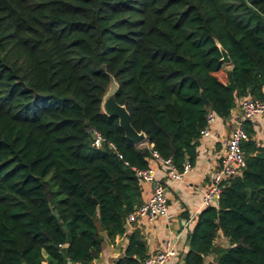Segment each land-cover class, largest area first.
Returning a JSON list of instances; mask_svg holds the SVG:
<instances>
[{"label": "trees", "instance_id": "16d2710c", "mask_svg": "<svg viewBox=\"0 0 264 264\" xmlns=\"http://www.w3.org/2000/svg\"><path fill=\"white\" fill-rule=\"evenodd\" d=\"M113 81L146 142L192 162L210 110L264 99V0H0V264L88 262L102 227L125 233L144 202L132 166H150L151 149L103 111ZM92 127L117 151L93 145ZM244 148L185 264H264V147ZM219 230L229 246L213 252ZM143 250L132 240L116 264H141Z\"/></svg>", "mask_w": 264, "mask_h": 264}, {"label": "crops", "instance_id": "0c3cea01", "mask_svg": "<svg viewBox=\"0 0 264 264\" xmlns=\"http://www.w3.org/2000/svg\"><path fill=\"white\" fill-rule=\"evenodd\" d=\"M226 67L231 69L232 65L227 64ZM242 98H237L236 105L227 117L217 115L210 135L199 138L196 156L192 162L189 160L192 167L182 179L170 181L167 166L151 155L150 166L155 169L157 179L167 184L170 217L158 216L152 221L142 218L134 222L127 219L125 233L114 237H110L101 226L103 243L99 255L88 262L71 261L70 264H116L126 255L132 240L144 243L143 252L140 255L135 254L142 261L161 250L166 241H172L178 249V255L170 258L165 264H185V255L190 248L189 236L200 212L205 208L202 205L204 192L215 169L224 157L225 141L231 136L236 124L243 120L240 107ZM102 109L105 112L103 107ZM244 123L249 133L248 140L252 139L259 146L264 147V116H256ZM141 145L149 149L151 146L146 141ZM141 186L143 200L146 201L152 194L153 182H144ZM215 246L218 247L217 251L229 246V239L222 230L217 233ZM217 251L213 248V252ZM212 258L213 254L209 253L206 256V263L208 264Z\"/></svg>", "mask_w": 264, "mask_h": 264}, {"label": "built area", "instance_id": "2783aa9c", "mask_svg": "<svg viewBox=\"0 0 264 264\" xmlns=\"http://www.w3.org/2000/svg\"><path fill=\"white\" fill-rule=\"evenodd\" d=\"M240 107L243 120L236 124L231 136L225 141L226 151L204 192L202 200L203 207L218 205L224 189V182L230 177L237 175L246 164L247 154L244 148V142L248 140L249 133L245 128L244 122L256 116H264V99L255 96H246L242 98ZM216 117L217 113L215 111L210 110L208 112L207 124L201 130V136L211 134V127ZM90 134L93 145L101 147L104 144H108L110 148L117 151L114 142L109 140L98 129L92 127ZM150 149L152 157L167 166L170 181L182 179L192 167L189 160H185L179 166L172 157H164L160 152L153 149V144H151ZM117 154L119 157H123L121 153L117 152ZM125 164L130 165L129 161H125ZM132 169L137 175L140 185L144 182H153V189L150 197L129 213L128 221L134 222L142 218L152 221L158 216L170 217L167 184L157 179L156 171L151 166L139 167L133 165ZM177 255L178 249L175 244L172 241H166L161 250L144 258L141 264H165L170 258Z\"/></svg>", "mask_w": 264, "mask_h": 264}, {"label": "water", "instance_id": "95a60500", "mask_svg": "<svg viewBox=\"0 0 264 264\" xmlns=\"http://www.w3.org/2000/svg\"><path fill=\"white\" fill-rule=\"evenodd\" d=\"M223 51V60L227 63H231V57L227 50L222 48ZM206 105L210 104V100L207 98L205 94L202 95ZM102 107L104 108L105 112L111 116H117L119 118L120 126L125 131L126 137L134 142L135 144H143L146 139L147 135L144 132H139L132 124L131 115L129 110L127 109L126 105L120 104L117 102L115 98V90L107 95H105ZM218 247H214V251H217ZM68 261V259H67Z\"/></svg>", "mask_w": 264, "mask_h": 264}, {"label": "rangeland", "instance_id": "374dc122", "mask_svg": "<svg viewBox=\"0 0 264 264\" xmlns=\"http://www.w3.org/2000/svg\"><path fill=\"white\" fill-rule=\"evenodd\" d=\"M115 88H116V83L113 81V82L111 83V85H110L108 91H107V95L111 94V93L115 90ZM50 177H51V176H48V177H47V180L49 181L50 188H53L52 183L50 182Z\"/></svg>", "mask_w": 264, "mask_h": 264}]
</instances>
